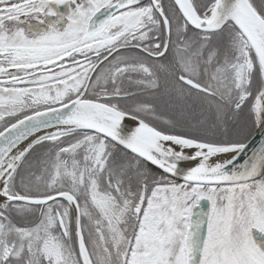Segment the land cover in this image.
<instances>
[{
    "label": "snow or ice",
    "instance_id": "1",
    "mask_svg": "<svg viewBox=\"0 0 264 264\" xmlns=\"http://www.w3.org/2000/svg\"><path fill=\"white\" fill-rule=\"evenodd\" d=\"M0 264H264V0H0Z\"/></svg>",
    "mask_w": 264,
    "mask_h": 264
},
{
    "label": "water",
    "instance_id": "2",
    "mask_svg": "<svg viewBox=\"0 0 264 264\" xmlns=\"http://www.w3.org/2000/svg\"><path fill=\"white\" fill-rule=\"evenodd\" d=\"M261 137H259V135H257L255 138H254V141H253V146H256L259 144V141H260Z\"/></svg>",
    "mask_w": 264,
    "mask_h": 264
}]
</instances>
